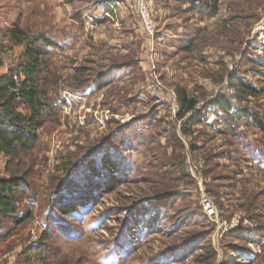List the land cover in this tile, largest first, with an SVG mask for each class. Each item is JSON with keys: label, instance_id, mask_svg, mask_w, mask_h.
<instances>
[{"label": "rangeland", "instance_id": "1", "mask_svg": "<svg viewBox=\"0 0 264 264\" xmlns=\"http://www.w3.org/2000/svg\"><path fill=\"white\" fill-rule=\"evenodd\" d=\"M143 2L152 33L133 0H0V77L25 78L15 28L54 43L30 44L53 115L0 153L31 213L0 216V264H264V0Z\"/></svg>", "mask_w": 264, "mask_h": 264}, {"label": "trees", "instance_id": "2", "mask_svg": "<svg viewBox=\"0 0 264 264\" xmlns=\"http://www.w3.org/2000/svg\"><path fill=\"white\" fill-rule=\"evenodd\" d=\"M108 10L113 13L111 8ZM12 37L16 43H32L35 44L41 40L44 41L46 47H50L54 43L47 40L45 36L39 35L29 39L26 34L15 28L12 32ZM27 45L26 56L28 62L23 64L20 68L25 78H20V72L12 71L10 74L0 77V94L10 93L4 98V102L0 105V153L12 155L18 153L20 150H26L31 147L37 139V128L39 120L45 116L46 112L53 115L54 106L47 105L43 101L41 90L38 89L36 79L34 77L38 68L41 65L40 59L46 54V50L31 47ZM231 85L240 86L250 94H256V90L252 86H246L241 80L235 78L231 80ZM179 99L185 112L193 110L197 101L190 99L186 92L179 91ZM16 100H21L31 114L29 116H22L15 111ZM219 107L226 114L232 111L235 117L238 116V111L227 100L218 98L213 104V109ZM196 122L197 119H194ZM107 169L114 170L110 163H107ZM26 185L25 177H11L9 179H0V216L12 218L15 223L21 224L31 216L28 213L24 216L18 217V204L15 199L14 191Z\"/></svg>", "mask_w": 264, "mask_h": 264}, {"label": "built area", "instance_id": "3", "mask_svg": "<svg viewBox=\"0 0 264 264\" xmlns=\"http://www.w3.org/2000/svg\"><path fill=\"white\" fill-rule=\"evenodd\" d=\"M132 4H133L134 9L136 10L137 15H139V17L144 21L146 29L150 33L154 32V26L151 21L150 13L148 11L146 4L143 2V0H133ZM110 7L112 8V11L114 12V9H115L114 6L111 5ZM112 15L113 13L110 12L106 14V17L114 20V17ZM87 28L93 29L94 24H88ZM175 108H178V104L176 103V100H175Z\"/></svg>", "mask_w": 264, "mask_h": 264}]
</instances>
